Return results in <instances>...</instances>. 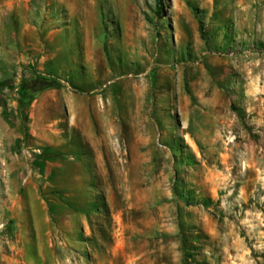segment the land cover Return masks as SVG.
Masks as SVG:
<instances>
[{
	"label": "rangeland",
	"instance_id": "obj_1",
	"mask_svg": "<svg viewBox=\"0 0 264 264\" xmlns=\"http://www.w3.org/2000/svg\"><path fill=\"white\" fill-rule=\"evenodd\" d=\"M0 0V264H264V0Z\"/></svg>",
	"mask_w": 264,
	"mask_h": 264
},
{
	"label": "trees",
	"instance_id": "obj_2",
	"mask_svg": "<svg viewBox=\"0 0 264 264\" xmlns=\"http://www.w3.org/2000/svg\"><path fill=\"white\" fill-rule=\"evenodd\" d=\"M157 12L159 13L160 17L162 15V6H163V3H162V0H157Z\"/></svg>",
	"mask_w": 264,
	"mask_h": 264
}]
</instances>
